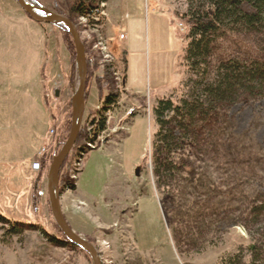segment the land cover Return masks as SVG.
I'll return each instance as SVG.
<instances>
[{
  "label": "rangeland",
  "instance_id": "obj_1",
  "mask_svg": "<svg viewBox=\"0 0 264 264\" xmlns=\"http://www.w3.org/2000/svg\"><path fill=\"white\" fill-rule=\"evenodd\" d=\"M34 1L67 17L74 0ZM104 1L106 17L99 32L114 55ZM148 6L145 42L142 35L137 42L146 51L142 59L131 57L130 71L133 78L136 65L135 82L150 93L151 84L159 85L158 80L171 82L174 62L182 63L188 29L179 16L188 10V2L149 0ZM153 10L159 17H153ZM78 25L90 56H96L82 124L88 138L87 130L96 124L91 132L94 138L100 119L97 110L102 107L95 88L97 72L102 65H111L125 80L126 64L124 53L121 60L118 53L121 44L113 62L104 56L91 16L79 18ZM62 27L37 23L14 0H0V214L13 224H22L17 227L19 233L12 234L13 224L0 221V264H92L79 247L71 243L57 246L49 240L48 236L64 239L49 205L51 164L43 170L32 169L42 156L59 153L71 130L78 73L76 55L68 46L71 39ZM122 34L126 37L118 32L116 37ZM183 70L178 63L175 79L180 83ZM121 80L115 77L120 100L126 94ZM181 94L180 89L173 95ZM120 100L105 114L106 130L97 134L95 143L87 144L92 150L80 156L84 147L80 146L69 157L65 173L77 189L66 188L61 194L63 213L78 234L97 247L103 264H239V260L241 264L252 260L264 264V212L258 216L254 211L264 206V99L228 110L222 133L232 143L229 159L220 154H213L212 159L205 156L197 187L186 181L171 195L157 190L152 173L155 120L150 125L146 121L143 129L135 127L131 137L122 140L137 112L131 110L134 116H125L132 97L123 103ZM137 100L149 109L148 99ZM138 169L140 177L136 176ZM150 193L156 194L158 202L149 200ZM168 199L174 201L171 209L164 207ZM176 228L180 230L177 242L173 238ZM254 251L259 252L257 257ZM255 258L261 259L256 262Z\"/></svg>",
  "mask_w": 264,
  "mask_h": 264
},
{
  "label": "trees",
  "instance_id": "obj_2",
  "mask_svg": "<svg viewBox=\"0 0 264 264\" xmlns=\"http://www.w3.org/2000/svg\"><path fill=\"white\" fill-rule=\"evenodd\" d=\"M29 1L36 4L34 0ZM187 2L188 10L179 16L188 29L184 35L185 49L181 63L184 79L173 91L174 94L181 89L182 94L179 97L172 94L159 99L153 110L158 129L151 145L152 173L157 190L165 195H171L186 181L197 187L200 165L205 156L212 159L213 154H220L224 159H229L232 143L225 139L222 133L228 110L238 104H249L264 99V0ZM100 4V0H74L66 16L80 31L78 19L89 18L96 8L101 7ZM62 29L71 39L68 46L74 54L72 38L64 27ZM86 49L87 101L88 89L93 82L92 74L95 72L91 65L95 64L93 59H96V56L91 57L88 46ZM102 66L103 74L95 77L102 104L97 110L100 119L95 136L93 138L91 135L95 123L90 132L87 130L90 138L86 135V129H81L77 142L62 168L61 194L66 188L72 191L77 189L76 182L66 177L65 168L69 157L74 155L80 146H84L80 156H85L92 150L87 144L95 143L97 134L106 130L105 114L117 106L121 98L115 85L112 66ZM103 67L99 70H103ZM131 116H134V113ZM57 153L55 151L50 157L42 156L39 159L42 170L48 163L52 164ZM164 207L173 208L174 201L168 199ZM254 211L261 216L264 206L261 205ZM0 221L11 223L1 214ZM20 225L22 224L14 223L10 232L18 234L17 227ZM30 228L36 227L30 225ZM179 233V229H173L176 242L179 240ZM48 238L57 246L69 244L65 237L62 241L52 236ZM254 253L256 257L259 254L256 251ZM238 262L242 263L240 260ZM250 264L255 262L252 260Z\"/></svg>",
  "mask_w": 264,
  "mask_h": 264
},
{
  "label": "crops",
  "instance_id": "obj_3",
  "mask_svg": "<svg viewBox=\"0 0 264 264\" xmlns=\"http://www.w3.org/2000/svg\"><path fill=\"white\" fill-rule=\"evenodd\" d=\"M147 5L145 7V0H107V13H108V31L107 35L112 43V49L115 50V57L117 55V45H122L121 52L120 53V60L123 57L124 53V61L126 64V77H125V87H126V94L125 98L132 97L133 103L131 105H128L130 109L128 112L125 113V116H130L132 113H130L131 110H135L137 112V115L131 119V122L128 123V130L126 133V137L122 140L129 139L131 137V134L133 130L136 128L143 129L144 125L146 124V121L150 125V120L154 119L153 110L157 105V102L161 98L169 97V95L174 91L175 88L180 85V79H175L176 76L178 77V63L180 61L174 62L173 66V74H172V81L168 83H162V80L159 81V85H152V91L145 92L144 86H141L139 83H136V65L132 67V73L133 78L131 77V57H139L140 59L144 58V51L145 47H138L137 42L138 38L142 35V40L145 42V36H146V30L148 25L145 24V20H149V6L148 1ZM152 1V0H151ZM144 4V5H143ZM153 8L155 9L154 5ZM143 11L145 14V18L143 17ZM154 15L153 17H159V12L156 10H153ZM161 14V13H160ZM128 15V18L125 19V16ZM167 16V15H166ZM171 22L174 21V18L170 19ZM141 27L140 33H138L139 28ZM118 33H124L126 34L125 40L121 41L118 36L116 37V34ZM183 51V50H182ZM117 58V57H116ZM102 70H99L97 72L98 76H101ZM100 73V74H99ZM142 83V82H141ZM162 83V84H161ZM171 83V84H170ZM143 84V83H142ZM96 88V86H95ZM97 89V88H96ZM107 93L105 92V96ZM125 98H122L121 103L125 101ZM137 98L141 99H148L149 100V109H143L142 105L138 102ZM135 101V102H134ZM152 104L153 109H152ZM122 105V104H121ZM97 108V107H96ZM100 108H98L99 110ZM151 113V115H150ZM156 124V123H155ZM134 127V128H133ZM155 193H150L149 200L154 199L155 202H158L156 198ZM160 205V203H159ZM162 212V209H161ZM163 214V213H162ZM65 218L68 221L69 225L72 227V229L79 233L78 230L73 226V222L71 218H67L65 212H64ZM164 218V215H163ZM75 224H77V221H75Z\"/></svg>",
  "mask_w": 264,
  "mask_h": 264
},
{
  "label": "water",
  "instance_id": "obj_4",
  "mask_svg": "<svg viewBox=\"0 0 264 264\" xmlns=\"http://www.w3.org/2000/svg\"><path fill=\"white\" fill-rule=\"evenodd\" d=\"M17 5L37 23L63 26L72 38L75 48V64L78 73V86L72 97V119L69 137L60 152L53 158L47 174V192L54 221L66 240L82 249L91 259L92 264H103L97 247L76 233L66 220L62 205L60 179L64 162L72 152L79 137L86 111V93L88 62L86 46L76 25L67 17L59 15L46 7L32 4L29 0H14ZM58 96V93H57ZM140 177V170L136 171Z\"/></svg>",
  "mask_w": 264,
  "mask_h": 264
},
{
  "label": "built area",
  "instance_id": "obj_5",
  "mask_svg": "<svg viewBox=\"0 0 264 264\" xmlns=\"http://www.w3.org/2000/svg\"><path fill=\"white\" fill-rule=\"evenodd\" d=\"M105 1L102 0V7H99L97 9H95V11H93V13L90 15L91 16V24L94 27L95 31L98 32L99 34V39H102L103 42L106 43V57L109 58L110 62L114 61V55H112L111 51H110V44L108 42V40L104 39V37L102 36V34H100L99 30L103 29V25H104V21H105V17H106V11H105ZM120 39L123 40L125 39V35H121ZM120 76V75H119ZM119 79L121 80V78L119 77ZM122 91H125V80L122 79ZM103 142V140H102ZM105 143V140H104ZM42 165H41V161L38 160L36 162H34L32 164V169L34 171H39L41 170Z\"/></svg>",
  "mask_w": 264,
  "mask_h": 264
},
{
  "label": "bare ground",
  "instance_id": "obj_6",
  "mask_svg": "<svg viewBox=\"0 0 264 264\" xmlns=\"http://www.w3.org/2000/svg\"><path fill=\"white\" fill-rule=\"evenodd\" d=\"M101 7H102V4H101ZM96 9H97V8H96ZM85 19H86V18H85ZM89 20H90V19H89ZM98 39H99V37H98ZM98 45L101 46L102 53H103L104 56L106 57V47H105V42H103L102 39H99ZM106 58H107V57H106ZM107 59H109V58H107ZM108 63H109V62H108ZM118 76H119L118 73L115 72V77H116V78H119Z\"/></svg>",
  "mask_w": 264,
  "mask_h": 264
}]
</instances>
